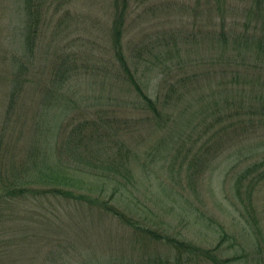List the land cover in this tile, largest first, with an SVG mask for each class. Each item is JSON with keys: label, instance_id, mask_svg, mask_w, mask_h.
<instances>
[{"label": "rangeland", "instance_id": "rangeland-1", "mask_svg": "<svg viewBox=\"0 0 264 264\" xmlns=\"http://www.w3.org/2000/svg\"><path fill=\"white\" fill-rule=\"evenodd\" d=\"M122 3L0 0V264H264V0Z\"/></svg>", "mask_w": 264, "mask_h": 264}, {"label": "trees", "instance_id": "trees-1", "mask_svg": "<svg viewBox=\"0 0 264 264\" xmlns=\"http://www.w3.org/2000/svg\"><path fill=\"white\" fill-rule=\"evenodd\" d=\"M123 1V6L127 5L126 0ZM113 24L111 25V38H112V47L114 50L115 57L117 61L120 63L123 71L126 73L127 77L129 78L130 83L134 86L136 92H138L139 96L143 100V106L152 111L153 113H159V107L166 108L165 106L168 105V109L173 105L175 106V101L172 98V95L168 92L164 94H155V95H149L147 90L143 89V83L139 81L136 77L137 74L133 72L130 68V63L128 62L127 57L125 56L123 49H122V26H123V17L120 13H117L116 17L113 19ZM234 62H237V60H234ZM187 76L181 77L179 79L180 82H185ZM171 92L175 93L174 88H171ZM159 97H162V102H160ZM259 163H255L252 167H247L246 172L240 178L236 180V186L240 185L241 177L247 176L250 172H257V175H255L253 180L255 183H258L260 180L264 178V171H261L262 168L259 170L260 165ZM259 165V167H258ZM20 168V167H19ZM26 174L29 172H26V169L20 168L18 169L15 177L16 179H9L6 180L5 175L6 171L2 167H0V199L3 197H14V196H22L24 195V192L28 188V182H30L31 175L29 176V179L26 178L22 171ZM259 170V171H258ZM252 180V182H253ZM253 185V183H252ZM251 185V186H252ZM46 188L54 194H56L57 191L59 192L60 186L57 185H48ZM253 187L249 190L251 192ZM239 190V189H238ZM37 192V191H36ZM63 195H70L73 193V190L67 189L66 191L63 190ZM107 209V207H104ZM122 222L125 220L126 215L122 212L120 214V217H118ZM127 221V219H126ZM128 224V221H127ZM150 234H153L152 231H148ZM154 237L156 235H153ZM174 244H176V248L178 251V256H181L183 252H186L189 256V258H194L198 256H202L203 259H206L209 264H225L228 261V258L222 259L223 261H220L219 254L216 252V250H208L201 247H197L193 245L192 243H187L183 240H173ZM225 262V263H224Z\"/></svg>", "mask_w": 264, "mask_h": 264}]
</instances>
